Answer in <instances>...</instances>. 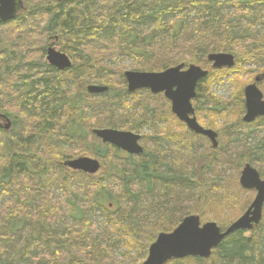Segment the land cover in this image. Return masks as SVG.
I'll return each mask as SVG.
<instances>
[{
	"label": "trees",
	"instance_id": "16d2710c",
	"mask_svg": "<svg viewBox=\"0 0 264 264\" xmlns=\"http://www.w3.org/2000/svg\"><path fill=\"white\" fill-rule=\"evenodd\" d=\"M225 2L233 14L223 13L221 0H24L26 19L45 20L41 32L36 29L34 54L27 36L15 32L17 21L0 23V114L13 120L11 131L0 130V190L15 195L8 202L14 210L0 205V264H26L34 250L42 253L33 264H143L156 236L171 233L187 216L203 219L212 208L220 214L248 210L239 174L253 156L264 154V138L252 147L235 127L244 125V91L256 77L264 95V0ZM146 16L154 21L151 30L135 29ZM109 27L120 31L100 38ZM48 36L75 61L70 70L44 62ZM220 53L233 55L235 67L213 69L205 58ZM124 55L133 58L131 66L119 64ZM179 65L208 71L193 106L201 126L218 134L217 149L177 120L163 95L127 91L129 68L158 73ZM244 65L255 66L256 74ZM224 82L232 85L230 100L213 91ZM91 85L108 92L90 95ZM260 124L263 118L253 126ZM143 125L152 134L142 135L138 157L92 133L138 134ZM71 149L99 159L107 169L103 176L69 170L64 156ZM62 203L70 209L65 215L59 213ZM96 210L104 215L99 226L90 217ZM172 215L180 216L177 222L158 230ZM104 224L113 230L97 228ZM263 228L264 218L254 231L227 237L209 259L168 264H264Z\"/></svg>",
	"mask_w": 264,
	"mask_h": 264
},
{
	"label": "water",
	"instance_id": "95a60500",
	"mask_svg": "<svg viewBox=\"0 0 264 264\" xmlns=\"http://www.w3.org/2000/svg\"><path fill=\"white\" fill-rule=\"evenodd\" d=\"M23 0H0V22L8 23L17 17L23 8ZM47 62L58 71L72 68L70 58L51 47L47 51ZM213 69H231L235 66V57L231 54H211L207 58ZM208 71L199 66L179 65L164 72L147 73L127 71L125 78L130 94L148 90L153 95L163 94L171 103V111L177 119L196 135L207 138L213 149L219 147L218 134L213 130L204 129L198 122L193 106L199 83L206 78ZM261 77L244 91L246 114L245 124H252L258 118H264V95L258 87ZM90 95H102L108 92L107 87L89 86ZM93 134L103 144H110L129 155L140 156L144 153L140 145L141 136L132 132L113 129H97ZM64 165L74 172L96 175L101 170L97 159L82 157L69 160ZM240 186L246 191H255L256 197L248 211L225 231L216 223L202 225L199 216L186 217L171 233H162L151 245L148 257L143 264H168L173 260L186 258L209 259L222 242L236 232L253 231L263 219L264 209V180L259 172L247 164L239 179Z\"/></svg>",
	"mask_w": 264,
	"mask_h": 264
},
{
	"label": "rangeland",
	"instance_id": "374dc122",
	"mask_svg": "<svg viewBox=\"0 0 264 264\" xmlns=\"http://www.w3.org/2000/svg\"><path fill=\"white\" fill-rule=\"evenodd\" d=\"M221 2L223 4L222 5L223 13H225V14L226 13L233 14L235 12V9L232 6L227 5L225 0H221ZM256 8H258V7H256ZM258 9H260V8H258ZM261 10H264V8H261ZM25 13H26V11L22 12L20 14L19 17L21 18V20H20L19 24L17 25V26H20V28L18 27L17 31H15V32L17 33V35H21L23 37L27 36L28 43H30V45H31L30 47H28L29 48L28 52L34 54L35 50H37V42H38V41L36 42V35H35L36 29H37L38 32H41V29L39 27L43 26V23H44L45 20L43 18H38V19L35 18V21L32 22V21H30L29 17H27V20H22V17L25 18L24 16H26ZM172 17H173L172 15H168L166 17V19L168 21H170L172 19ZM153 24H154V21L149 19L148 16H146L145 19H141V21H139V23H137V24H134L133 27L135 29H138V30L148 31L149 29L151 30V27L153 26ZM10 29H12V27ZM119 31H120L119 29L115 30L113 27H109L106 31H103L99 35V37L103 38V39L104 38H106V39L107 38H113L119 33ZM259 31H260V34H264V26H261L259 28ZM32 33H34V35ZM25 34H27V35H25ZM49 38L50 37L48 36V41H47L48 46L47 45L46 46L47 47L53 46L59 51L60 48L57 46V43H55L54 41H52L50 43L49 42ZM26 42H27V40H26ZM205 59L207 60V58H205ZM45 61H46V57L44 58V62ZM72 62L75 64V61L73 59H72ZM133 63H134V60H133L132 57L124 55V56H121L119 58V64L120 65L131 66ZM189 66H191V65H189ZM189 66H187V67H189ZM199 67L205 68L203 66H199ZM244 67L248 71H250L252 73L255 72V70H256V67L252 66V65H244ZM129 70H131V68H129ZM255 74L253 73L252 75H255ZM249 85H251V84H249ZM213 91L215 92V94L217 96H219V97H221V98H223L225 100H230L231 97H232L233 88H232V85L229 82H224L222 84H219V85L215 86ZM245 114H246V112H245ZM244 116L245 115H243V117H242V121H243ZM10 119H11V121H13L12 118H10ZM3 124H5V123H3ZM244 125H236V127H235V128L238 129V132L240 133V135H239L240 137L239 138L241 140H243L244 138H247L248 143L252 147H255L258 144H260L263 141V139H261V138L262 137L264 138V124H260V125H263V126H259V125H257V126L254 125L253 126V124L246 125L244 123ZM258 127L261 128V130L259 129V132H258ZM141 130H142L141 133H138L139 135H143V134L151 135L152 134V133H150L151 129L149 128L148 125H143ZM141 145L144 147L143 141L141 142ZM69 151H71V152L64 156V158L67 157L68 161L70 159H78V158H81V157H90V155H88V154H83V153L79 154V151L77 149H71ZM95 159H97V158H95ZM100 163H101L100 172L98 174H96V175H89V176H96L97 178H101L103 176L104 171H106L107 169L103 170L102 162L100 161ZM247 164L251 165L255 169H257V167L259 166L261 168L262 172L261 171H258V172H261L264 175V154H262V152H259L257 155L253 156L252 159L250 161H248ZM244 166L245 165H243V167ZM242 169H241V171H242ZM240 175L241 174H239V178H240ZM90 184L91 183L89 182V185ZM109 187H111L112 191L115 190L114 193L119 192L118 190H120L119 188L117 189L114 185H111ZM2 191H4V190H2V189L0 190V205H2V207H3L2 210H4V209H10L11 210L12 208L14 210V207L13 206L10 207L9 203L13 202V199H15V195L14 194L13 195H10V194L2 195ZM55 191H56L55 195H56L57 201L61 202V200H62V202H63V194H62L61 190L56 189ZM244 196L246 198L244 203H247V204H249L251 206L252 202L255 200L256 193L253 192V191H248V193H245ZM18 205H19V203H18ZM59 206H60V212H59L60 215L67 214L68 208H65L67 206L65 204H63V203L59 204ZM240 206L243 207L244 205L241 203ZM188 207H190V206H188ZM190 209H191V211H196L194 208L192 210V207H190ZM197 209H199V208H197ZM210 210L211 211L205 212V213L202 214L203 219H201V223L202 224H207V223H216V224H218L219 223V226H222V230L223 231H225L224 229H227L228 227H230L231 224L236 222L238 219H240L247 212L246 211L247 209L245 210L246 212L242 210L241 214H240V213H238L239 212L238 210L230 209V210H226V211H224V213L220 214V212H216L215 210H213V208L210 209ZM174 214H175V212H174ZM192 215L198 216L196 214H192ZM192 215H190V216H192ZM90 217H91L92 222L95 223V224H98V226H99L101 224L103 218H104V215H103L102 211L96 210L94 213H92L90 215ZM179 217L180 216L177 217V216H174V215L170 216L166 220L165 225H162L164 223L161 224V226H162L161 229H160V227H157V228H159L158 230H164L166 228H170L172 224L174 225L177 222V218H179ZM187 217H189V216H187ZM64 222H66L67 224L72 226L75 221L71 217H66ZM66 223H64V225H59V228L65 229L68 226V225H66ZM105 226L108 227L111 231L113 230L112 225L109 226L108 224H104L103 226H100V227H97V228L100 229V228H104ZM262 230L264 232V228ZM109 233H111V232H106L105 234H109ZM111 236H113V238L116 237V236L112 235V233H111ZM157 237H158V235L156 236V240H157ZM41 253H42V251L39 252L37 250H34L32 252V254H31V259L30 260H26V262H23V263L33 264L34 263L33 261H35L36 258L37 259L41 258ZM119 253H117V254L119 255L118 256L119 259H121L122 256H121V253L120 254ZM133 254H136V251H134ZM147 257L146 258H142L143 262L146 261Z\"/></svg>",
	"mask_w": 264,
	"mask_h": 264
},
{
	"label": "flooded vegetation",
	"instance_id": "af4514ba",
	"mask_svg": "<svg viewBox=\"0 0 264 264\" xmlns=\"http://www.w3.org/2000/svg\"><path fill=\"white\" fill-rule=\"evenodd\" d=\"M26 11V9H25V5H23V8H21L19 11H18V14H17V17L14 19V20H12V21H17V23H19L20 22V20H21V18H18L19 16H20V14L22 13V12H25ZM22 20H27L26 18H22ZM20 28V27H19ZM53 40H52V37H50L49 38V42L51 43ZM55 43H57L58 44V41L56 40V42ZM47 46H48V43H47ZM51 47H53V46H50V47H47V51H48V49L49 48H51ZM55 48V47H54ZM56 49V48H55ZM57 50V49H56ZM59 51H60V49H59ZM60 52H62V51H60ZM63 53V52H62ZM65 54V53H64ZM67 55V54H66ZM70 58V57H69ZM46 59H47V52H46ZM70 60H71V62H72V59L70 58ZM47 62V61H46ZM236 62V61H235ZM72 64L74 65V63L72 62ZM49 65V64H48ZM235 65H236V63H235ZM50 66V65H49ZM211 66H212V64H211ZM52 67V66H51ZM73 67V66H72ZM235 67V66H234ZM54 68V67H53ZM56 69V68H55ZM70 70V69H69ZM58 71V70H57ZM66 71H68V70H66ZM88 88V87H87ZM3 123H5V124H3ZM12 127H13V121H11V119L10 118H8V117H6L5 115H2V114H0V130H4V131H11V129H12ZM94 131V130H93ZM93 131H92V133H93ZM137 134V133H136ZM141 138H142V135H141ZM141 142H142V139H141ZM126 154V153H125ZM128 155V154H127ZM89 158H92V156H90ZM92 159H94V157L92 158Z\"/></svg>",
	"mask_w": 264,
	"mask_h": 264
},
{
	"label": "bare ground",
	"instance_id": "6f19581e",
	"mask_svg": "<svg viewBox=\"0 0 264 264\" xmlns=\"http://www.w3.org/2000/svg\"><path fill=\"white\" fill-rule=\"evenodd\" d=\"M1 23V22H0ZM261 31V30H260ZM57 70V69H56ZM148 73V72H147ZM93 98V97H92ZM81 107V106H80ZM178 120V119H177ZM66 205V204H65ZM65 208H69V207H65ZM87 208V207H86ZM68 210H70V209H68ZM213 212V211H212ZM234 235V234H233Z\"/></svg>",
	"mask_w": 264,
	"mask_h": 264
}]
</instances>
